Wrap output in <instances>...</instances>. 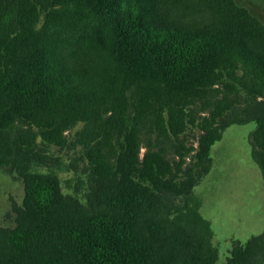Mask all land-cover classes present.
<instances>
[{
  "label": "trees",
  "instance_id": "16d2710c",
  "mask_svg": "<svg viewBox=\"0 0 264 264\" xmlns=\"http://www.w3.org/2000/svg\"><path fill=\"white\" fill-rule=\"evenodd\" d=\"M191 1L219 24H178L169 11L187 0H0V168L25 187L15 226L0 227V264H217L194 189L232 124L256 123L264 178V24L234 0ZM218 87L245 103L202 117L191 161L184 145L170 161L162 139L194 125ZM80 124L85 200L64 192L48 149ZM226 264H264V233L235 241Z\"/></svg>",
  "mask_w": 264,
  "mask_h": 264
},
{
  "label": "rangeland",
  "instance_id": "374dc122",
  "mask_svg": "<svg viewBox=\"0 0 264 264\" xmlns=\"http://www.w3.org/2000/svg\"><path fill=\"white\" fill-rule=\"evenodd\" d=\"M238 5L247 8L264 24V0H234ZM191 2V3H189ZM170 16L180 25L191 29L215 27L220 18L216 12L206 6L187 0L186 5L171 9ZM44 17L38 23L42 27ZM245 103V97L236 91L214 88L207 91L193 107V116L198 121L189 125L178 137L172 134L163 138L166 156L170 161H180L176 150L184 145V166L196 153L198 139L203 133L202 117L210 118L215 112L228 105L237 106ZM220 120L218 117L217 122ZM216 126V125H215ZM82 129L81 124L66 132L69 138L67 147L48 146L50 154L58 159L53 170L61 180L65 193L79 192L82 200L89 191L87 161L84 148L74 147L71 141L75 133ZM256 129V123L232 124L226 128L218 141L211 148L212 167L195 187V194L202 200L201 214L207 219L213 230V244L218 249L217 264H226L234 242L246 243L252 236L264 233V178L261 170L252 158L250 136ZM158 132L143 134L141 157L147 151L150 140ZM25 197L22 178L0 168V227L11 228L16 224L14 205L21 206ZM84 198V199H83Z\"/></svg>",
  "mask_w": 264,
  "mask_h": 264
}]
</instances>
